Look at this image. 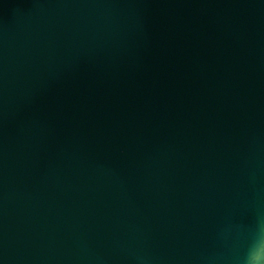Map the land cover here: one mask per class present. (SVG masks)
<instances>
[{"label": "water", "instance_id": "1", "mask_svg": "<svg viewBox=\"0 0 264 264\" xmlns=\"http://www.w3.org/2000/svg\"><path fill=\"white\" fill-rule=\"evenodd\" d=\"M257 245L264 0H0V264Z\"/></svg>", "mask_w": 264, "mask_h": 264}, {"label": "clouds", "instance_id": "2", "mask_svg": "<svg viewBox=\"0 0 264 264\" xmlns=\"http://www.w3.org/2000/svg\"><path fill=\"white\" fill-rule=\"evenodd\" d=\"M255 253L260 256V259L254 258L253 249L250 247L243 258V264H264V247L257 245Z\"/></svg>", "mask_w": 264, "mask_h": 264}]
</instances>
